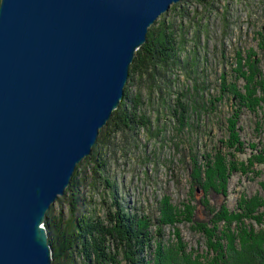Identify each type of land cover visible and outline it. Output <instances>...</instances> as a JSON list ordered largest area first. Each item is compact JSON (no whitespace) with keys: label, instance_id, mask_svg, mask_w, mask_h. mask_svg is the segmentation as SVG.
I'll use <instances>...</instances> for the list:
<instances>
[{"label":"water","instance_id":"95a60500","mask_svg":"<svg viewBox=\"0 0 264 264\" xmlns=\"http://www.w3.org/2000/svg\"><path fill=\"white\" fill-rule=\"evenodd\" d=\"M180 0H0V264H51L44 220Z\"/></svg>","mask_w":264,"mask_h":264},{"label":"rangeland","instance_id":"374dc122","mask_svg":"<svg viewBox=\"0 0 264 264\" xmlns=\"http://www.w3.org/2000/svg\"><path fill=\"white\" fill-rule=\"evenodd\" d=\"M179 7L182 9L179 8L178 12H171L169 8L168 12L159 16L155 22L165 15L169 22L172 21L177 28L181 27L179 35H184L186 40L182 57L188 58L192 52L196 53L195 74L190 78H195L207 86V91L201 93L207 103L209 99L219 95L217 92L222 74L225 75L227 84L236 82V86L243 89L245 82L236 79L237 73L234 72L237 69V54L242 59L244 69H248L246 61L249 58L251 63L257 64V73L264 77V56L258 47L261 36L264 38V0H204L203 3L184 0ZM194 45L196 47H193ZM178 75L181 88L191 89L193 81L190 78L186 81L183 71H178ZM145 80L146 78H141L136 86L131 88L133 92L140 91L143 101L148 98L149 82ZM260 95L257 92L256 96ZM234 109L233 101L224 98L214 114L194 110L189 114V125L178 132L177 125L170 120L171 116H167L166 110L162 109L154 97L153 103L148 104L146 114L152 122V133L159 130V135L152 137L146 131L140 130L136 140L139 147L136 150H128L125 140L122 139L121 142L118 134L115 147H103L104 159H107L108 163L99 175L94 174L92 162L84 164L86 158L83 159L77 173L83 178L79 193L85 203L78 211L82 214L87 211L101 218L105 215L106 206L113 211L111 202L106 193L104 194V180L114 185L116 202L138 219H150L155 222L159 213V202L164 198L178 212L179 220L173 226L163 227L160 236L157 235L154 225L146 229L148 239L152 236L153 239L150 242L151 248L146 253L145 263H154L155 251L159 245L163 256L179 247L183 251L180 256L191 254L207 264L213 258L212 251L208 250L206 238L197 230V224L193 227L182 220L187 213L195 215H190L194 221L202 220L200 223H206L208 217H205L203 212L207 208L211 209V206L217 207V204L222 202L228 212L233 211L243 197H256V201L264 203V163H249L252 156L258 155L264 148V129L261 130L257 125L263 115L260 108H256L254 114L246 109L241 111L238 127L244 153L236 154L231 159L237 172L229 179L226 199L214 201L210 195H206L208 205L204 208L203 192H196V187L190 181L192 156L203 165L204 156L213 157L217 151L226 154V147H223L221 141L227 139L225 119L230 117ZM126 149L129 154L123 156L122 151ZM67 200V197L60 196L51 206L53 216H59L65 223L75 219ZM262 207L260 212L264 211V206ZM239 226L237 227L235 222L230 226L224 223L218 225L217 240L222 235H240V230H244L246 234L253 230L257 233L254 236L256 242L264 236V222L257 224L246 218L243 225ZM119 259L121 260V254L117 260ZM213 259L215 260V255ZM77 264L82 263L79 261Z\"/></svg>","mask_w":264,"mask_h":264},{"label":"trees","instance_id":"16d2710c","mask_svg":"<svg viewBox=\"0 0 264 264\" xmlns=\"http://www.w3.org/2000/svg\"><path fill=\"white\" fill-rule=\"evenodd\" d=\"M183 1L180 0L177 5L171 6L170 11L178 12L179 5L183 4ZM195 2L203 3L204 0H195ZM164 16L148 29L146 42L136 51L128 71L123 100L112 112L106 125L99 131L96 142L84 164L91 161L94 174L99 175L108 163L107 159H104L103 150L117 145L115 140L118 134L121 142L122 139L125 140L124 143L128 145V150H136L139 147L136 140L140 130L146 131L152 137H157L160 131L156 130L152 133V122L146 114L148 104L153 103L154 97L157 98L162 109L166 110L167 116H171L170 120L177 125L178 132L189 125L190 112L197 110L211 115V112L214 114L217 111L218 104L224 98L228 101L230 99L235 109L230 117L225 119L227 139L221 141L223 147H226L225 156L221 151H217L213 157L204 156L203 165H200L194 156L191 158L190 181L196 187V192H203L202 204L205 208L208 205L206 195H210L214 201L215 199H226L229 179L237 172L231 159L236 154L244 153V144L240 140L238 127L241 111L246 109L254 114L255 109L260 108L263 115L257 125L261 127V130L264 129V77L259 72L257 73V64L251 63L249 58L246 61L248 69H244L241 64L242 59L237 54V69L234 72L237 73L236 79H242L245 82L243 89H239L236 82L227 84L225 75L222 74L217 92L219 95L209 99L207 103L201 95L207 91V86H204L202 82L199 83L195 78H190L195 74L196 53L192 52L188 58L182 57L186 40L184 35H179L181 27L177 28ZM258 47L264 56L263 35ZM178 71H183L186 81L188 78L193 81L191 89L181 88ZM143 77L149 82L147 101L142 100L140 91H131V88L136 86L137 81ZM257 92L261 94L259 97L256 96ZM144 106H146L145 109ZM128 150L122 151L123 156L129 154ZM249 163L263 164L264 148L259 151L258 155L252 156ZM78 166L63 194V198H68L67 201L75 219L65 223L58 218L59 216L57 218L53 216L50 207L44 220L48 244L52 251L51 264H77L79 261L82 264H121L122 262L124 264H151L150 262L145 263V257L151 248L150 242L153 236L148 239L146 229L154 225L157 235L160 236L163 227L173 226L179 220L178 212L163 198L164 200L159 202V213L155 222L150 219H138L116 202L114 185L104 180L107 191L104 194L106 193L107 199L111 202L110 207L113 211L107 209L106 206V212L102 218L87 211L82 214L78 209L80 210L85 200L79 193L83 178L77 173ZM104 204H106L105 201ZM224 206L222 202L220 205L217 204V207L207 208L203 212V215L208 217L206 223H200L202 220L194 221L191 216L195 215L192 213H187L185 219H182L191 226L197 224V230L203 238H206L207 248L210 252L212 251V257L214 258L215 255V260L218 259L215 261L211 258L207 264H264V236L256 242L254 236L257 233L253 230L250 234L240 230V235H222L217 240V235H219L217 228L222 223L230 226L235 222L237 227H240L239 225L242 226L246 218L257 224L264 222V211L260 212L264 203L260 200L256 201V197L247 199L243 197L231 212H228ZM157 247L153 264H204L191 254L180 256L183 251L179 247L164 256L159 245ZM120 254L121 260H117Z\"/></svg>","mask_w":264,"mask_h":264}]
</instances>
